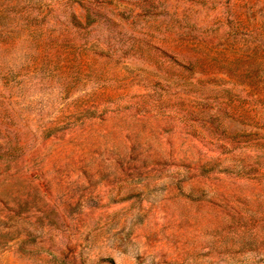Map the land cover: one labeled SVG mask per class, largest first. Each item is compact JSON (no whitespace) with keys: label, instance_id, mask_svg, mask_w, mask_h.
<instances>
[{"label":"rangeland","instance_id":"374dc122","mask_svg":"<svg viewBox=\"0 0 264 264\" xmlns=\"http://www.w3.org/2000/svg\"><path fill=\"white\" fill-rule=\"evenodd\" d=\"M0 264H264V0H0Z\"/></svg>","mask_w":264,"mask_h":264}]
</instances>
